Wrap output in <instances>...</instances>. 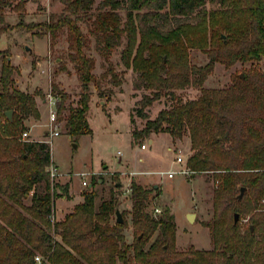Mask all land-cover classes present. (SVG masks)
Masks as SVG:
<instances>
[{
	"label": "trees",
	"instance_id": "16d2710c",
	"mask_svg": "<svg viewBox=\"0 0 264 264\" xmlns=\"http://www.w3.org/2000/svg\"><path fill=\"white\" fill-rule=\"evenodd\" d=\"M13 1L0 0V12ZM61 1L63 11L51 13L47 21L27 23L20 14L14 27L38 28V36L49 33L52 40L66 33L68 58L80 81L76 105L65 106L67 94L57 85L53 90L60 95L59 115L67 111L71 137L92 133L87 114L95 59L85 53L90 37L79 26L81 19L90 21L95 49L107 63L101 77L114 85L121 82L110 55L122 47L119 60L136 74L133 87L150 90L140 100L142 108L163 92L200 89L197 98H178L154 119L139 109L146 121L141 129L133 127L131 136L138 143L151 133L167 132L174 139L189 133L190 173L210 172L214 181L216 218L214 226L208 225L213 247L177 250L173 214L166 209L155 218L146 212L149 190L135 181L131 214L139 233L131 244L123 234L125 222H111L115 200L96 207L93 190L83 192V200L62 220H53L55 199L67 194L69 185L51 180L47 142L21 139L24 118L39 113L35 96L15 87V68L5 52L0 67V264H264V72L251 68L236 74L227 88L203 87L216 62L230 66L264 57V0H100L94 14L88 11L95 0ZM1 13L0 35L11 28ZM194 48L207 52L205 65L190 64ZM9 109L11 119L4 113ZM239 186L246 189L241 198ZM232 201L240 214L251 213L244 231L239 219L226 218Z\"/></svg>",
	"mask_w": 264,
	"mask_h": 264
},
{
	"label": "rangeland",
	"instance_id": "374dc122",
	"mask_svg": "<svg viewBox=\"0 0 264 264\" xmlns=\"http://www.w3.org/2000/svg\"><path fill=\"white\" fill-rule=\"evenodd\" d=\"M99 1L95 0L88 11L89 14L96 12L95 7ZM16 2H22L18 10L13 7ZM63 8L64 3L61 0H15L6 5L2 13L0 12L4 17L3 24L11 26L0 35V49H6L0 54V67L6 52L8 60L15 68L13 73L15 87L35 96L39 113L38 116L30 114L24 118L25 130L28 131L29 139L45 141L50 146L55 161L51 157V163L55 164L59 171L58 176L52 181L61 185L68 183L69 192L73 195V200L64 204L63 215L59 220L73 210L74 203L83 192L93 190L96 207L103 200L110 198L115 200L114 210L119 206L125 222L123 227L125 241L131 244L139 233L133 225L131 214V182L135 181L149 190L146 212L155 218L166 209L173 214L177 250H185L191 246L196 249H211L213 235L210 227L214 226L216 218L214 181L211 173L191 174L184 171L187 158L193 153L188 132H185L181 139H174L167 132L151 133L148 137L141 138L138 143H132V128L141 129L146 121L138 115L139 109L142 108L140 100L143 94H150V90L133 87L136 74L131 68L126 69L120 63L121 46L110 55V61L121 83L114 85L108 77H101L107 63L95 49L94 38L89 34V20L81 19L78 24L90 37V44L85 48V53L95 59L93 72L96 82H91L90 85L91 107L88 114L92 133L71 137L66 133L67 111L62 110L60 115L58 112L60 134L50 136L48 108L43 104L46 92L50 90L55 92L53 86L57 85L59 90L67 94L65 106H75L80 92V81L73 63L68 58L66 33L58 32L56 38L52 40L49 33L38 36L36 34L38 28L30 30L14 25L18 22L20 14H23L27 23L43 22L48 20L51 13H60ZM25 45H28L31 51L26 50ZM209 60L207 52L196 48L190 49V64L205 65ZM59 61L61 65H58ZM251 68L264 72V57L255 62L237 61L230 66L216 62L203 87L227 88L234 83L236 74H242ZM199 95L200 89L194 86L175 89L173 95L163 92L160 99L146 105L142 110L150 119H154L161 109L170 107L176 99L187 101ZM154 135H156L154 142H149L148 139ZM73 142L77 144V148H73ZM179 154L183 157L180 163L175 161ZM168 172H172L173 176L168 177ZM82 180H85L87 185H82ZM118 182L120 185H117ZM57 191L60 192L61 187H58ZM239 193L238 189L236 195ZM60 199L61 197L55 199L53 220H57L56 203ZM26 202H29V198ZM260 202L263 204L264 199ZM224 206L225 204L220 208L223 209ZM154 207H159L160 212L155 213ZM235 212L238 213L239 225L244 231L251 223V213L240 214L236 203L232 201L225 209L228 221L232 220ZM187 213H193L192 221L188 220ZM115 218L113 212L112 223H115ZM155 235L156 233L146 246L154 240Z\"/></svg>",
	"mask_w": 264,
	"mask_h": 264
},
{
	"label": "built area",
	"instance_id": "2783aa9c",
	"mask_svg": "<svg viewBox=\"0 0 264 264\" xmlns=\"http://www.w3.org/2000/svg\"><path fill=\"white\" fill-rule=\"evenodd\" d=\"M59 101H60V95L59 94L53 92L52 90L46 92L44 102L47 104V108H48L47 113H48V120H49V124H50L49 134L51 137L58 136L60 134V128L58 125V102ZM21 139L31 140L28 137V131L27 130H25L21 133ZM175 161L180 163L183 161V157L179 154L176 156ZM47 170L49 172L51 180H54L59 174L57 166L53 163L49 164ZM184 171H186L188 173L190 172V169L187 165H186V168ZM167 176L172 177L173 173L168 172ZM82 185H84V186L87 185V182L85 180H82ZM153 210L155 213L160 212L159 207H154ZM35 259L38 263H40V257L39 256H36Z\"/></svg>",
	"mask_w": 264,
	"mask_h": 264
},
{
	"label": "water",
	"instance_id": "95a60500",
	"mask_svg": "<svg viewBox=\"0 0 264 264\" xmlns=\"http://www.w3.org/2000/svg\"><path fill=\"white\" fill-rule=\"evenodd\" d=\"M25 49L28 51H31V48L28 45H25ZM4 113H5L7 118L11 119L12 114H13V110L9 109V110H6ZM72 146H73V148H77V144L75 142L72 143ZM117 185H120V183L118 182ZM90 186H91V184H90ZM154 187L156 188L157 185L155 184ZM239 190H240V193L237 196L238 198H240L242 196V194L245 190V187L240 186ZM115 216H116V218H115L116 223H123L124 219H123V216H122V213L120 211L119 206L115 207ZM187 218L189 221H192L193 220V213H187ZM237 220H238V213L235 212L234 213V222H237ZM251 228H252V226H251Z\"/></svg>",
	"mask_w": 264,
	"mask_h": 264
},
{
	"label": "crops",
	"instance_id": "0c3cea01",
	"mask_svg": "<svg viewBox=\"0 0 264 264\" xmlns=\"http://www.w3.org/2000/svg\"><path fill=\"white\" fill-rule=\"evenodd\" d=\"M43 104L44 105H46L47 106V104L43 101ZM90 107H91V102L89 103V110H88V114H89V111H90ZM88 114H87V119H88ZM47 117H48V113H47ZM88 123H89V119H88ZM90 125V124H89ZM155 136L156 135H154V137L153 138H149L148 139V141L150 142H154V138H155ZM50 150H51V148H50ZM51 157H52V155H51ZM52 160L54 161V159H53V157H52ZM55 162V161H54ZM90 186V185H89ZM31 194H29V196H30ZM28 196V197H29ZM61 197V199L60 200H57V203H56V216H57V220H59L60 219V217L63 215V206H64V204L67 202V201H71V200H73V195L69 192V188H68V193L67 194H63V195H61L60 196ZM58 199V198H57ZM83 200V196H82V194L80 195V198H79V200H77L75 203H74V205L75 204H77V203H79V202H81ZM74 207V206H73ZM72 207V208H73ZM70 212V211H69Z\"/></svg>",
	"mask_w": 264,
	"mask_h": 264
}]
</instances>
